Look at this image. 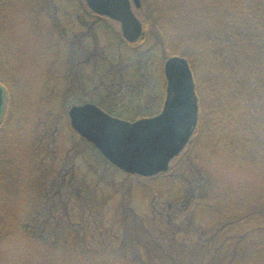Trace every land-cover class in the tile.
Returning a JSON list of instances; mask_svg holds the SVG:
<instances>
[{
    "label": "rangeland",
    "instance_id": "obj_1",
    "mask_svg": "<svg viewBox=\"0 0 264 264\" xmlns=\"http://www.w3.org/2000/svg\"><path fill=\"white\" fill-rule=\"evenodd\" d=\"M205 1L141 0L144 39L128 44L109 18L70 21L82 0H0V264H264V251L249 254L264 249V157L252 162L222 133L215 97L158 180L111 166L69 120L86 104L126 121L159 115L166 62L220 20L221 1Z\"/></svg>",
    "mask_w": 264,
    "mask_h": 264
},
{
    "label": "trees",
    "instance_id": "obj_2",
    "mask_svg": "<svg viewBox=\"0 0 264 264\" xmlns=\"http://www.w3.org/2000/svg\"><path fill=\"white\" fill-rule=\"evenodd\" d=\"M194 1L206 2L205 0ZM218 1H221L218 7L221 16L218 18L219 22H214L216 23L214 30L206 24L200 30L194 31L190 43L192 44L189 50L191 52H183L181 56L176 57L188 61L200 104L206 97H215L219 103L218 120L222 127L227 128L222 129V133L225 131L226 134L228 131L238 137L247 149L243 150L247 158L257 163L260 157H264V0ZM208 9L209 7L205 5L204 11L208 12ZM202 57L207 58V64ZM198 60H202L206 67L202 81L197 69ZM209 61L212 67H209ZM204 86L207 87L206 91ZM9 90L12 95L10 86ZM232 101L235 103L234 108H232ZM238 102L240 106L236 105ZM22 113L15 117L16 123H19L15 124L16 127H20L27 117L25 113L22 117ZM140 119L142 118L130 121L136 122ZM5 125L6 123H0V133ZM7 135L4 136V140H0V161L7 160L3 150ZM229 141L231 148L238 149L236 140L233 143ZM195 148L193 147L186 155V158L190 157L193 162L194 156L198 154ZM5 163L6 161L3 165ZM0 168L2 169L1 166ZM168 173L151 179L158 180ZM262 248H264L263 245ZM262 251L264 249L259 247L256 250L253 248L249 252L250 257L259 258ZM222 261V259L216 260L213 264H234L236 259L230 257L228 262Z\"/></svg>",
    "mask_w": 264,
    "mask_h": 264
},
{
    "label": "water",
    "instance_id": "obj_3",
    "mask_svg": "<svg viewBox=\"0 0 264 264\" xmlns=\"http://www.w3.org/2000/svg\"><path fill=\"white\" fill-rule=\"evenodd\" d=\"M140 7V0H132ZM97 13L122 24L124 39L134 43L142 25L129 0H87ZM166 100L162 114L129 123L93 104L69 111L72 129L93 145L113 166L128 175L149 178L168 172L169 165L189 144L198 122V98L188 61L173 57L165 64ZM3 90L0 88V100ZM1 115V108H0Z\"/></svg>",
    "mask_w": 264,
    "mask_h": 264
},
{
    "label": "flooded vegetation",
    "instance_id": "obj_4",
    "mask_svg": "<svg viewBox=\"0 0 264 264\" xmlns=\"http://www.w3.org/2000/svg\"><path fill=\"white\" fill-rule=\"evenodd\" d=\"M78 3V4H77ZM75 2V3H71V4H69V7H70V11H69V15H71L72 16V18H70V21L72 20V19H76V18H78V19H89V20H93V19H97V20H102L103 21V19H106V18H109L108 16H106V15H102V14H100V13H97V12H95L90 6H89V3L88 2H86L85 0H82V2ZM130 3V7H131V9L133 10V6L134 5H132V2H129ZM134 4V3H133ZM72 5H74V6H72ZM79 5V6H78ZM74 7L76 8V9H74ZM110 19V18H109ZM99 21V22H100Z\"/></svg>",
    "mask_w": 264,
    "mask_h": 264
}]
</instances>
